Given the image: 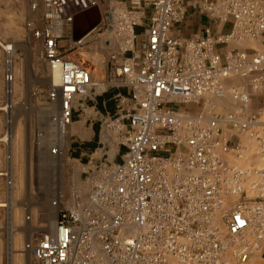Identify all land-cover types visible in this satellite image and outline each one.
I'll use <instances>...</instances> for the list:
<instances>
[{
    "label": "built area",
    "instance_id": "built-area-1",
    "mask_svg": "<svg viewBox=\"0 0 264 264\" xmlns=\"http://www.w3.org/2000/svg\"><path fill=\"white\" fill-rule=\"evenodd\" d=\"M117 3L121 12L112 8L74 43L111 34V49L124 39L121 54L108 61V84L130 96L118 97L106 141L126 153L122 163H104L94 173L86 206L59 207L54 233L26 249L38 264H245L264 245V107H251L264 94V3ZM42 4L44 27L28 28L42 43L49 72H60L49 98L60 106L54 123L66 130L75 104L98 85L61 45L73 39L76 15H64L63 0ZM189 9L209 21L203 37L173 34ZM229 23V33L214 30ZM6 80L13 82L12 74ZM244 134L256 140L262 168L241 169L227 160L234 152L242 158Z\"/></svg>",
    "mask_w": 264,
    "mask_h": 264
},
{
    "label": "rangeland",
    "instance_id": "rangeland-1",
    "mask_svg": "<svg viewBox=\"0 0 264 264\" xmlns=\"http://www.w3.org/2000/svg\"><path fill=\"white\" fill-rule=\"evenodd\" d=\"M35 1L36 10L32 9L31 0H0V107L13 104L10 113L8 109L0 110V139L12 136L11 145L14 146L16 164L13 175V171L9 173L8 169L11 145L9 146L7 141H1L0 160L5 175L0 178V201L9 200V188H12L15 206L0 208V264H38L34 256L27 252L26 245L40 241L49 232L50 227L57 222L59 207L66 210L86 206L94 173H97L104 163H122L126 153L124 146L112 140L106 141V124L117 113L102 121H97L95 114L103 102L108 109L105 91L106 87L109 89L112 87L108 84V61L112 54H121L123 37L118 38L111 45V49L106 43L112 42L111 34L99 37L94 33L83 46H75L74 42L77 41L74 37L75 33L73 39H62L61 45L67 56L70 55L72 60L91 72L97 68H104L106 77L104 81L96 82L97 89L98 87L100 89L93 96L94 100H90V97L96 92V87L91 90L90 95L84 96L75 104L74 115L80 117L74 118L73 125L66 129L65 149H61L62 141L53 129L55 126L48 121V117L55 114L51 113L49 108H46L45 112V107L37 104L34 96L29 93L31 89L49 88L50 84V72L41 57L42 43L34 38L28 28V24H32L35 29H41L45 24L42 4L44 0ZM63 1L65 3L63 13L66 16L71 14L77 16L90 8L91 3L94 2ZM112 8L118 13L122 11V7L116 2L107 14L113 12ZM96 21L95 15L84 16L78 23V31L75 29V32H83ZM8 46L14 48L15 55L11 69L8 66L9 51L5 50ZM8 73L13 76L11 83L6 80ZM10 85L14 86V93L11 96L13 103L10 102ZM262 100L264 94L254 98L251 106L254 111L264 107ZM221 106L227 110L225 104ZM93 107L95 109H89ZM11 118L15 121L12 133L9 127ZM41 130L45 134L37 135ZM13 132H16L15 135ZM48 138H51L50 143L47 142ZM239 139L245 147V151L240 153L242 158L234 152L227 155V160L241 169L262 168L263 161L256 154V140L252 139L250 134L240 135ZM97 142H100L98 152L86 150ZM56 147L60 148V153L50 154V151ZM123 150H125L124 154ZM110 157L116 160L121 157L122 161L107 162ZM10 211L15 212L16 230L12 234ZM11 239L15 244L13 254L10 253ZM245 264H264V245Z\"/></svg>",
    "mask_w": 264,
    "mask_h": 264
},
{
    "label": "crops",
    "instance_id": "crops-1",
    "mask_svg": "<svg viewBox=\"0 0 264 264\" xmlns=\"http://www.w3.org/2000/svg\"><path fill=\"white\" fill-rule=\"evenodd\" d=\"M97 3V8H99V12L101 13L102 17L105 18L107 11L112 7V5L118 1H122V0H91ZM262 3H264V0H259ZM95 15L96 18V14L98 15V13H89L86 16L88 17H92ZM209 27V21L202 15H200L199 13H197L196 10L194 9H189L187 11V14L185 16V19L178 25H176L173 29V34L182 38H194V37H203L205 35V30L206 28ZM231 24H227L224 25L223 27H219L220 29H217L215 27V31H221L223 33H229ZM143 31V29L141 28H137V32L141 33ZM31 32V31H30ZM68 57L70 58V55H68ZM71 59V58H70ZM48 70V69H47ZM93 76H94V80L95 82H99V81H104L106 75H105V70L104 68H97L92 70ZM51 85L49 84V88H43L40 90H35V89H31V91H29L30 95L34 96V98L36 99V103L37 104H41L42 107H45V112L47 111L46 108H51L53 105H56V107L58 108V111L60 112V106L59 103L55 104L52 103L50 98H49V94L51 92ZM106 98L107 103H108V109L105 107V103L103 102V104H101L99 106V110L95 113L97 116V121H102L103 119H107L114 116L117 113L118 110V104H119V99L118 97L121 96H130V91L126 88H117V87H111V89H109V87H106ZM99 87L97 89L96 87V92L92 93V96L90 97V100H94V95L99 92ZM101 92V91H100ZM13 94V93H12ZM100 94V93H98ZM103 94V93H101ZM90 102V101H89ZM91 103V102H90ZM44 109V108H43ZM89 109H95V107L93 108H89ZM59 115V114H58ZM50 116L48 117V121L53 124V118L58 116ZM78 115H74V118L77 119ZM45 119L47 120V118L45 117ZM13 122H15L13 120ZM55 126V125H54ZM16 132H13V135H15ZM45 132L44 131H39L37 133V135H44ZM92 148L90 149H86L87 151H99V146H100V142L94 143L91 145ZM62 149V147H61ZM11 157L9 158V173L12 172L16 166L15 164V160H14V156H15V152H14V146L13 144L11 145V149L9 150ZM125 153V150H123V154ZM50 154L51 151H50ZM53 155V154H52ZM111 160L113 162H117L120 163L122 161V158L120 157L119 159L116 160V158H109L106 161L107 162H111ZM0 164H1V160H0ZM11 166V168H10ZM0 170H3V167L1 165ZM4 172V170H3ZM5 175V172H4ZM13 175H14V171H13ZM15 178V177H14ZM56 223V222H55Z\"/></svg>",
    "mask_w": 264,
    "mask_h": 264
},
{
    "label": "bare ground",
    "instance_id": "bare-ground-1",
    "mask_svg": "<svg viewBox=\"0 0 264 264\" xmlns=\"http://www.w3.org/2000/svg\"><path fill=\"white\" fill-rule=\"evenodd\" d=\"M94 15V14H93ZM5 50H7V51H9L8 53H9V59H10V61L8 62L9 63V68L11 69V67L13 68V58H14V48L12 47V46H8V47H6V49ZM6 51V52H7ZM49 81H50V84H51V86L52 87H56V86H58L59 84H60V82H61V75H60V72L58 71V70H55V71H51L50 72V77H49ZM9 93H10V102L11 103H13V100H12V93H14V86H12V85H10V91H9ZM53 103V102H52ZM55 104H57V103H55ZM226 106H228L227 104H225ZM8 109V112L10 113V109H13V104L12 105H9V106H5V107H3V108H1L0 107V110H7ZM51 113H53V114H55V115H58V114H60V112L58 111V108L56 107V105H53L51 108H49L48 109ZM59 116V115H58ZM58 116H56V117H58ZM53 124L55 125V128H53V129H55V132L57 133V136L59 137V139L62 141V144L63 145H61L62 146V149H65V140H66V130H64V128L61 126H59V124H56V123H54V121H53ZM13 125H14V122H13V119L11 118L10 119V121H9V127H10V130H11V132L10 133H12V127H13ZM53 125V126H54ZM57 130V131H56ZM54 133V132H53ZM9 134H7V136H8ZM11 135H9L7 138L5 137V138H2V139H0V142L1 141H7L8 142V144H9V146L11 145ZM47 142L48 143H50L51 142V138H48V140H47ZM0 167H1V164H0ZM10 168H11V166H10ZM2 176H4V172H3V170L1 171L0 170V178L2 177ZM10 190H9V200L8 201H0V208H9L10 206L12 207H14L15 206V202H14V198H13V192H12V188H9ZM62 207V206H61ZM14 216H15V212H13V211H10V221H11V226H10V232H11V234L12 233H14L15 232V230H16V227H15V225H14ZM55 226H56V223H54V225H52L51 227H50V229H49V233H54V231H55ZM16 240V239H15ZM14 240V241H15ZM16 248H17V246H16ZM17 250V249H16ZM13 252H15V244H14V242H13V240L11 239V247H10V253L11 254H13ZM28 252V251H27Z\"/></svg>",
    "mask_w": 264,
    "mask_h": 264
},
{
    "label": "water",
    "instance_id": "water-1",
    "mask_svg": "<svg viewBox=\"0 0 264 264\" xmlns=\"http://www.w3.org/2000/svg\"><path fill=\"white\" fill-rule=\"evenodd\" d=\"M98 13V15L96 14V23L90 27H88L86 30H84L83 32L81 33H77L75 32V39L76 40H80L81 38H83L84 36H86L88 33H90L92 30H94L102 21V15L101 13L99 12V8H93V9H90L88 11H85V12H82L81 14L77 15L76 16V20H75V29L77 30V27H78V23L80 21L81 18H83L84 16H86L87 14L89 13ZM78 31V30H77Z\"/></svg>",
    "mask_w": 264,
    "mask_h": 264
}]
</instances>
